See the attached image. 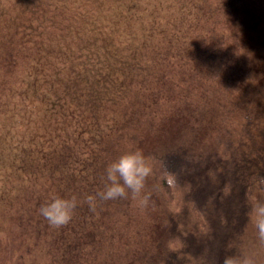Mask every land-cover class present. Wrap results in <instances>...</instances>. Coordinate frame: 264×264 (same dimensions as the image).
Instances as JSON below:
<instances>
[{"label":"trees","instance_id":"16d2710c","mask_svg":"<svg viewBox=\"0 0 264 264\" xmlns=\"http://www.w3.org/2000/svg\"><path fill=\"white\" fill-rule=\"evenodd\" d=\"M137 150L147 206L90 209ZM258 203L264 0H0V264H264Z\"/></svg>","mask_w":264,"mask_h":264},{"label":"clouds","instance_id":"9594fccd","mask_svg":"<svg viewBox=\"0 0 264 264\" xmlns=\"http://www.w3.org/2000/svg\"><path fill=\"white\" fill-rule=\"evenodd\" d=\"M153 174V167L148 158L137 150L121 155L117 160L108 164L105 169L106 183L104 189L96 196H88L86 203L94 210L95 201L98 197L103 201L131 198L137 206L145 207L150 199L145 194L146 180ZM78 207L75 196L65 199L53 197L39 208V214L54 229L68 225L73 213ZM257 236L264 242V204H256L252 209ZM223 264H254L250 258H238L235 256L225 257Z\"/></svg>","mask_w":264,"mask_h":264},{"label":"rangeland","instance_id":"374dc122","mask_svg":"<svg viewBox=\"0 0 264 264\" xmlns=\"http://www.w3.org/2000/svg\"><path fill=\"white\" fill-rule=\"evenodd\" d=\"M2 1H4V3L6 4L9 0H2ZM20 134H21V131L18 129V131H17V136H20ZM17 139V138H16ZM255 263V262H254Z\"/></svg>","mask_w":264,"mask_h":264}]
</instances>
